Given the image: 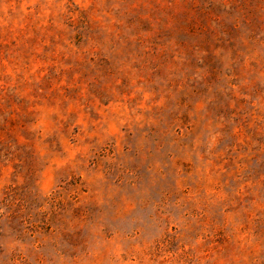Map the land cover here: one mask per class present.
<instances>
[{
    "label": "rangeland",
    "instance_id": "obj_1",
    "mask_svg": "<svg viewBox=\"0 0 264 264\" xmlns=\"http://www.w3.org/2000/svg\"><path fill=\"white\" fill-rule=\"evenodd\" d=\"M0 264H264V0H0Z\"/></svg>",
    "mask_w": 264,
    "mask_h": 264
}]
</instances>
